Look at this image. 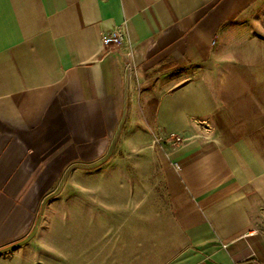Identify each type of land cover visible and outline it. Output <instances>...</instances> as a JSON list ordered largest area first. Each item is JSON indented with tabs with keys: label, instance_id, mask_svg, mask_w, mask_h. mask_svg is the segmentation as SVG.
I'll list each match as a JSON object with an SVG mask.
<instances>
[{
	"label": "crops",
	"instance_id": "1",
	"mask_svg": "<svg viewBox=\"0 0 264 264\" xmlns=\"http://www.w3.org/2000/svg\"><path fill=\"white\" fill-rule=\"evenodd\" d=\"M110 149L158 171L159 264H264V0H0V264L39 247L23 188Z\"/></svg>",
	"mask_w": 264,
	"mask_h": 264
},
{
	"label": "rangeland",
	"instance_id": "2",
	"mask_svg": "<svg viewBox=\"0 0 264 264\" xmlns=\"http://www.w3.org/2000/svg\"><path fill=\"white\" fill-rule=\"evenodd\" d=\"M118 145L124 147V140L119 139ZM140 158L137 154L127 156L125 150L113 154L110 149L94 160L78 161L67 169L54 171L55 174L40 176L36 187L23 188L22 198H29L31 190L32 198H37L28 221L39 230L38 234L36 230L29 233L23 243L36 241L39 247L33 251L32 259L22 254L4 264H159L166 261L173 252L153 250L159 247L161 239L168 241V235H160L168 220L155 215L164 213L166 198L161 195L158 171H152L149 179L145 177L147 173L144 174L141 164L137 165ZM127 164L135 166L127 168ZM132 179L135 180L134 198ZM6 232L8 240L18 236L12 234L13 228ZM19 244L10 243L5 251Z\"/></svg>",
	"mask_w": 264,
	"mask_h": 264
},
{
	"label": "built area",
	"instance_id": "3",
	"mask_svg": "<svg viewBox=\"0 0 264 264\" xmlns=\"http://www.w3.org/2000/svg\"><path fill=\"white\" fill-rule=\"evenodd\" d=\"M104 46L116 51L119 55L125 72L130 76L136 71V58L138 56L134 46L129 42L127 33L123 29H113L106 32L102 37ZM168 139L172 142H180L181 139L176 134H169ZM177 168V166L175 165Z\"/></svg>",
	"mask_w": 264,
	"mask_h": 264
}]
</instances>
